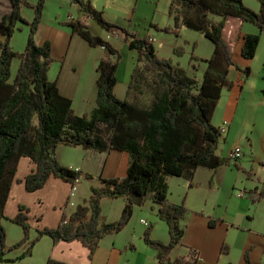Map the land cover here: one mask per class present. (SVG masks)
<instances>
[{"label": "trees", "instance_id": "trees-1", "mask_svg": "<svg viewBox=\"0 0 264 264\" xmlns=\"http://www.w3.org/2000/svg\"><path fill=\"white\" fill-rule=\"evenodd\" d=\"M7 1L9 10L0 17V262L31 255L43 236H49L55 243L79 241L92 254L106 235L120 232L127 225L133 213V199L137 205H143L146 200L155 203L159 218L168 227L167 243L152 238L151 226L143 234L144 242L156 251V264H195L196 253L191 250L187 258H170V253L181 244L185 234L182 220L190 210L184 202L175 203L168 198L167 180L172 176L183 177L193 187L192 180L199 167L215 172L221 165L230 164L228 158L217 154L222 133L212 118L223 88L233 86L229 68L234 66L242 78L250 74V67L241 69L235 63L233 47L238 40L242 41L239 53L243 59H252L257 53L260 35L243 34L241 25L248 22L264 32V0H257L261 5L259 12L248 8L243 0H169L168 15L175 29L183 25L199 31L214 44L211 56L203 60L206 68L200 81L171 59L159 58L150 36L139 37L136 32L107 21L103 12L91 7L89 1L70 0L84 8L86 16L82 20L69 17L66 24L91 47L104 50L97 65L96 107L90 114H77L72 100L59 92L55 80L49 79V69L55 61L51 44L49 41L38 44L35 39L45 0H38L35 5L26 0ZM23 5L34 9L30 22L21 14ZM90 19L137 52L127 89L129 100H121L114 93L121 54L91 32ZM18 22L29 25L22 53L10 45L13 34L20 29ZM173 52L181 55L184 50L176 46ZM17 55L21 63L10 81L11 64ZM147 92L149 102L143 104L141 100ZM101 126L105 128V135ZM60 144L96 152L124 151L130 163L123 177H99L98 185L91 188L84 203L63 213L56 227L36 229L32 239L28 209L19 206V212L10 220L22 228L23 236L11 249L26 248L17 258H6L7 234L2 220L6 218L4 206L19 158L28 157L36 165L23 180L29 192L43 187L50 176L71 185H77L81 177L92 178L89 173L59 162L56 148ZM212 178L213 175L210 184ZM263 195L264 189L255 193L253 201H259ZM105 197L125 200L116 221L101 219L100 201ZM216 222L217 219L211 218L209 226L213 227ZM228 248L224 242L220 253H227ZM244 259L252 264L248 251L244 252ZM45 264L67 263L50 257Z\"/></svg>", "mask_w": 264, "mask_h": 264}, {"label": "crops", "instance_id": "crops-1", "mask_svg": "<svg viewBox=\"0 0 264 264\" xmlns=\"http://www.w3.org/2000/svg\"><path fill=\"white\" fill-rule=\"evenodd\" d=\"M68 1L70 2V0ZM70 4L73 3L70 2ZM250 6L256 9V5L250 3ZM259 10L258 8V12ZM81 18L84 19V16ZM214 19L216 20L217 18ZM92 21V19L88 20L90 28H92V26L94 27ZM180 27L184 26L181 25ZM241 30L243 34L255 33L261 36V33H263L254 24L248 22L242 23ZM67 32L68 31H66V33ZM96 34L99 35V33ZM112 36L116 37L117 35L112 33ZM151 38H153L154 43L156 39L153 36H151ZM45 40L46 39L42 41L38 38L36 42L42 44ZM106 40L112 45L110 39L107 38ZM123 45L128 48L126 43ZM114 48L116 49V47ZM103 55V48L91 47L78 34L73 33L70 35L68 48L65 50L61 61H59V66H55L58 62L57 60L50 66L48 73L49 79L55 80L59 92L72 100L73 107L77 114H90L96 107L97 65ZM128 55L130 56V63L126 67V74L124 76L119 74V66L122 60H119L116 71L117 82L114 86V93L121 100H129L127 89L130 74L137 62V52L135 50H130L128 48ZM235 63L239 65L237 61H235ZM53 65L55 68L58 67V71L54 78L50 77V71ZM233 68L235 67L233 66ZM233 88L234 87L223 88L221 99L217 104L212 118L213 124L217 127H220L223 122L229 121L227 132L221 136V141L223 142L222 148L219 142L217 149V154L222 158H228L229 152L234 146L240 147L238 143L232 145V142H228L230 128L233 127L236 121V113L238 112L237 109H232V104L229 101L230 97L233 96ZM225 90L228 92L227 97ZM87 101L90 102L88 103ZM216 119L217 121H215ZM101 130L103 131V135H105L106 131L103 126H101ZM56 155L61 164L81 170L84 173H89L92 175V178L87 179L81 177L72 198H69L71 184L55 176H50L40 189L29 192L26 190L23 180L36 169V165L28 157L19 158L9 195L4 206L6 218L2 220V224L7 232L6 245H13L23 236L22 228L10 220V218L14 217L19 212V206L22 205L28 209L27 216L31 227L30 238L32 239L36 235V229L56 227L63 213H69L73 211L78 204L84 203L91 194V188L98 185L99 177L107 179L123 177L130 163L128 153L115 149L96 152L81 146L60 144L56 148ZM237 163L238 162L233 163L236 167L221 165L215 172L204 167H199L192 180L195 184L194 187L196 188L198 184L204 187H207V185L210 187L209 180L213 175L212 187L210 188L216 187L217 189L221 188L226 190L227 176L234 169L238 171L237 167H239L240 164L238 165ZM173 177L176 176L169 177L167 180L168 194L169 190L170 192L172 191V189H170V186H172L171 184L179 185V188H176L177 197H174L172 191L169 195V199L173 202H179L181 193L185 191L186 183H188V188L194 187H189L188 180L183 177H178L177 179L179 180H173ZM233 188L232 186L228 202L222 203L224 207H221L222 209L216 213L211 212L209 209L199 211V209L202 208L198 207L200 206L198 194L195 192L192 194V197L186 201L190 211L182 220L185 226V234L181 240V244L170 253L171 259H174L176 256H184L187 258L191 250L202 258V260L196 264H235L232 258L228 259L227 256L220 253L222 244L229 241L232 247H234L237 252L239 251L241 255L238 264H247L244 259L245 251H248L252 264H262L264 257V234L259 235L256 232L250 231V218L245 219L246 212L244 209L246 205H242L243 203H248L249 200L245 199V194L239 197V192H236V197L242 198L240 203L236 204L234 201L236 198L233 195ZM70 201H72L74 205H70ZM131 202L133 208H135V205L137 207H145L148 204L149 213L152 217L151 221L141 218L140 222L143 226L139 228L134 227L130 229L128 223L120 232L106 235L92 254L90 250L79 241H59L55 243L49 236H43L34 245L31 255L11 262L14 264H45L47 259L51 257L67 264H156V251L143 242L142 232L145 226L148 227L150 224H153L155 227H153L152 230V237L167 243L169 241L168 227L166 223L159 218L158 206L151 200L144 206L137 205L133 199H131ZM218 202L217 199V203ZM213 204L214 209H216L218 204ZM100 205L102 209V221L112 222L120 217L125 205V200L123 198L105 197L101 199ZM237 205L240 208L243 207V210H239ZM230 207H234L239 211L238 218L233 215V210H231ZM141 213L142 212H140V214ZM211 218L217 219L213 227L209 226V220ZM142 221H145L146 224ZM245 227L250 229L247 230L248 233L246 235H242L245 233ZM21 248L23 250H13V252L9 254L6 253L5 257L9 259L17 258L24 252L26 247L22 246ZM6 263L8 262H0V264Z\"/></svg>", "mask_w": 264, "mask_h": 264}, {"label": "rangeland", "instance_id": "rangeland-1", "mask_svg": "<svg viewBox=\"0 0 264 264\" xmlns=\"http://www.w3.org/2000/svg\"><path fill=\"white\" fill-rule=\"evenodd\" d=\"M26 1L31 5H35L38 0ZM84 1H89L91 7L102 11L104 18L107 21L120 25L131 32H136L139 37L148 35L153 36L156 39L153 46L159 58L171 59L174 64L186 68L191 76H194L199 81L202 79L203 72L206 68V62L203 60L208 59L211 56L214 50V44L199 31L189 29L185 26L175 29L173 27V20L168 15V0ZM7 2V0H0V17L3 13L9 10V3ZM243 2L250 9H253L251 8L250 3L256 5V9H253L256 12H258V8H261V5L257 0H243ZM21 14L27 22H30L34 17V9L23 5ZM83 16L85 17L86 13L84 8L79 4H70L68 0H45L40 25L35 35V39L39 38L42 41L46 39L45 41L50 42L52 56L58 61H56L57 63L55 66H59V61H61L65 50L68 48L70 35L73 34L72 28L66 24V21L69 17L75 20H82L83 18L81 17ZM92 23L94 27L92 26V28H90L91 32L105 41H108L106 40L107 38L110 39L112 45L120 52V60L122 61L119 66V74L124 76L126 74V67L130 63L128 48L123 45L125 42L120 37L112 36V32L101 27L95 20H93ZM18 27L20 29L16 30L13 34L10 45L14 51L22 53L27 44L29 25L27 23L18 22ZM167 27L170 28L169 31L165 30ZM66 31L68 32L66 33ZM96 33H99V35ZM176 46L183 47L184 52L181 55H177L173 52V49ZM241 46L242 41L238 40L233 47V58L234 61H237L240 65L241 69L250 67L249 76L242 78V73H240L239 70H236L233 67L229 68V78L232 81L234 80L232 86L234 87L233 96L230 97L229 101L232 104V109H237L238 112L236 113V121L233 127L230 128L228 142H232V145L235 143L240 145L242 156L237 163L238 165L240 164L239 167H237L238 171L234 169L228 174L226 190L221 188L217 189L216 187L210 188L212 187L210 180V187L208 185L207 187H204L198 184L196 185V188L194 187L195 185L193 186L194 188H188V183H186L185 191L181 193L180 201L175 203L184 202L185 206L188 208L186 201L189 200L195 192L200 199V206L198 207L202 208L199 209V211L209 209L211 212L216 213L222 209L221 207H224L222 203L228 202L232 191L231 188L233 186V195L236 198V200H233L236 204L240 203L242 199L236 197V192H245V199L249 200L248 203H243L242 205H246L244 209L246 212L245 219L250 218L251 229L245 227V233L242 235H246L248 229L262 235L264 234V195L259 201L257 200L254 202L253 198L255 193L264 189V32L261 33L257 53L254 54L252 59L247 60L240 56L239 52L241 51ZM98 48L102 47L98 46ZM20 63L21 57L17 55L11 64L10 81L14 79ZM57 71L58 67L55 68L53 65L50 71V77L54 78ZM225 93L227 97L228 92H226V90ZM87 102L89 103L90 101ZM141 102L143 104H148V92L142 97ZM215 121H217V119ZM219 142L222 148L223 142L221 141V138ZM228 165L236 167L233 162H230ZM173 178V180H179L177 179L178 177ZM171 185L170 189L173 191L171 192L176 198V188H179V185ZM171 192L169 190L168 198ZM217 199L219 201L218 203ZM148 201L149 200H146L142 206ZM213 203L218 204L216 209H214ZM148 206V204L145 207L134 206L135 208H133V213L129 220L130 222H128V227L130 229L143 226L140 222L141 218L151 221L152 217L149 213L150 210ZM230 208L233 210V215L238 218L239 211L234 207ZM237 208L241 211L243 210V207L240 208L238 205ZM140 212L142 213L140 214ZM150 226L152 227V236V230L155 226L153 224H150ZM148 227L145 226L144 231ZM144 231L142 232L143 242ZM226 244L229 248L227 253H223V255L227 256L228 259L232 258L234 263L238 264L241 256L239 251L237 252L229 241L226 242ZM11 246L12 245L10 244L6 245V253L9 254L10 252H13V250H23L21 247L11 249ZM6 264L14 263L8 262ZM262 264H264V257Z\"/></svg>", "mask_w": 264, "mask_h": 264}, {"label": "built area", "instance_id": "built-area-1", "mask_svg": "<svg viewBox=\"0 0 264 264\" xmlns=\"http://www.w3.org/2000/svg\"><path fill=\"white\" fill-rule=\"evenodd\" d=\"M152 42H153V38H151ZM229 128V124L228 122H223L220 126V131L222 134H225L227 132V129ZM242 156V152H241V148L240 147H237V146H234L230 152H229V156H228V159L230 162H238V160L241 158ZM76 187L77 185H71V191H70V194H69V198H72L76 192ZM244 195V192L243 191H240L238 193V196H243ZM70 205H74V203L72 201L69 202ZM143 223L146 224L145 221H142ZM195 258V264L200 262L202 260V258H200L198 255H195L194 256Z\"/></svg>", "mask_w": 264, "mask_h": 264}]
</instances>
